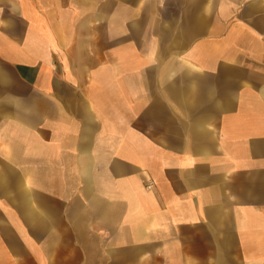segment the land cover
I'll list each match as a JSON object with an SVG mask.
<instances>
[{
  "label": "crops",
  "instance_id": "obj_1",
  "mask_svg": "<svg viewBox=\"0 0 264 264\" xmlns=\"http://www.w3.org/2000/svg\"><path fill=\"white\" fill-rule=\"evenodd\" d=\"M0 264H264V0H0Z\"/></svg>",
  "mask_w": 264,
  "mask_h": 264
}]
</instances>
